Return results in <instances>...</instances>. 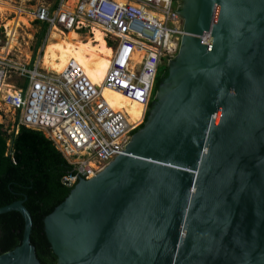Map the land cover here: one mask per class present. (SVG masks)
Listing matches in <instances>:
<instances>
[{
	"label": "water",
	"instance_id": "obj_1",
	"mask_svg": "<svg viewBox=\"0 0 264 264\" xmlns=\"http://www.w3.org/2000/svg\"><path fill=\"white\" fill-rule=\"evenodd\" d=\"M174 7L186 35L144 126L45 219L58 264H264V0ZM14 211L0 264H42Z\"/></svg>",
	"mask_w": 264,
	"mask_h": 264
},
{
	"label": "built area",
	"instance_id": "obj_2",
	"mask_svg": "<svg viewBox=\"0 0 264 264\" xmlns=\"http://www.w3.org/2000/svg\"><path fill=\"white\" fill-rule=\"evenodd\" d=\"M66 2L61 0L57 8L39 3L32 16L47 25L49 33L92 36L94 29H102L114 51L104 83H92L73 60L61 75L43 69L44 50L32 65H15L1 57L0 105L15 113L18 131H41L55 144L70 165L62 182L73 188L103 171L144 126L160 68L175 58L186 32L183 17L175 11L177 0H77L65 8ZM209 39L204 37L205 42ZM12 74L25 78L24 86L10 83ZM103 87L143 105L141 123H131L125 112L115 111L103 97Z\"/></svg>",
	"mask_w": 264,
	"mask_h": 264
},
{
	"label": "trees",
	"instance_id": "obj_3",
	"mask_svg": "<svg viewBox=\"0 0 264 264\" xmlns=\"http://www.w3.org/2000/svg\"><path fill=\"white\" fill-rule=\"evenodd\" d=\"M58 6L59 2L55 8ZM47 32V25H42L38 46ZM167 76L168 67L160 72L156 90ZM69 168L67 159L43 132L21 127L18 133L9 134L0 124V208L24 202L33 217L31 239L42 264H58L45 233V219L74 188L62 182ZM24 229L25 220L19 212L0 215V256L22 244Z\"/></svg>",
	"mask_w": 264,
	"mask_h": 264
},
{
	"label": "bare ground",
	"instance_id": "obj_4",
	"mask_svg": "<svg viewBox=\"0 0 264 264\" xmlns=\"http://www.w3.org/2000/svg\"><path fill=\"white\" fill-rule=\"evenodd\" d=\"M120 1L124 3V0ZM76 2L77 0H70L67 6H74ZM23 21L24 18L18 15L15 20L9 22L8 25L6 24L9 39L8 46L2 50L3 52L1 51L2 55L13 49L18 29ZM93 32V38L83 40L84 38L75 31L61 33L53 30L46 47V58L53 69H58L62 72H49L61 75L67 69L70 61L73 60L83 67L92 83L101 87L111 67L114 51L107 45L102 29L96 28ZM136 59L137 56H135ZM103 97L115 111L125 112L131 123H141L145 113L143 105L131 100L120 92L112 91L105 87H103ZM135 112H139L138 117H134Z\"/></svg>",
	"mask_w": 264,
	"mask_h": 264
},
{
	"label": "rangeland",
	"instance_id": "obj_5",
	"mask_svg": "<svg viewBox=\"0 0 264 264\" xmlns=\"http://www.w3.org/2000/svg\"><path fill=\"white\" fill-rule=\"evenodd\" d=\"M58 1L61 2V0H0V58L3 57L10 59L13 61V64L15 63V65H32L37 61L42 49L44 48L41 61L42 68L48 71L61 73V70L53 69L50 62L46 58V47L49 43V41L46 43V40L48 38L49 30L40 46H38L39 34L42 31V24L35 21L32 16L33 8L36 9L37 4L47 3L53 7L58 3ZM69 1L70 0H67L65 3V8L73 6H67ZM18 15L24 18V21L21 22V27L18 29L16 43L12 50H10L7 54L2 55L1 51L8 46L9 39L6 24L8 25L9 22L15 20ZM79 35L84 38L83 40L93 38V35L90 36L89 34L85 35L81 33ZM166 67H168L167 62H165L164 66L160 68V72ZM10 83L15 84L17 87H22L25 84V78H20L17 75L12 74ZM0 109V124H2L4 128L11 133L16 129L14 115L7 107H4V105H2V107L0 105ZM138 114L139 112H135L134 117H138Z\"/></svg>",
	"mask_w": 264,
	"mask_h": 264
},
{
	"label": "crops",
	"instance_id": "obj_6",
	"mask_svg": "<svg viewBox=\"0 0 264 264\" xmlns=\"http://www.w3.org/2000/svg\"><path fill=\"white\" fill-rule=\"evenodd\" d=\"M59 3H60V1H58ZM57 5V4H56ZM56 5H54L53 7L55 8V6ZM43 25V24H42ZM50 34L51 33H48V38H49V36H50ZM48 38H47V40H46V43H47V41H48ZM46 45V44H45ZM45 47V46H44ZM42 50H44V48L42 49ZM42 52V51H41ZM41 55L42 54H40L39 55V57H38V59L41 57ZM42 57H43V55H42ZM42 57H41V60H40V62L42 61ZM37 59V60H38ZM42 63V62H41ZM13 84V83H12ZM5 91V90H4ZM4 91H3V93H4ZM2 98L0 97V100H1ZM13 113V115H14V122L16 123V129L14 130V131H12L11 133H13V132H15V133H18V130H17V116L15 115V113L14 112H12ZM9 132V131H8ZM9 134H10V132H9ZM9 146H10V144H9Z\"/></svg>",
	"mask_w": 264,
	"mask_h": 264
}]
</instances>
